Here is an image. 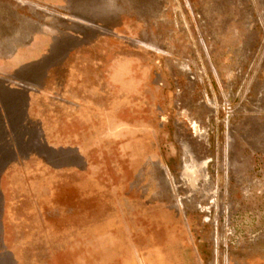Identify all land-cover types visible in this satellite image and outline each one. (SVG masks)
<instances>
[{"label":"rangeland","instance_id":"rangeland-1","mask_svg":"<svg viewBox=\"0 0 264 264\" xmlns=\"http://www.w3.org/2000/svg\"><path fill=\"white\" fill-rule=\"evenodd\" d=\"M4 83L0 264H264V0H0Z\"/></svg>","mask_w":264,"mask_h":264},{"label":"crops","instance_id":"crops-1","mask_svg":"<svg viewBox=\"0 0 264 264\" xmlns=\"http://www.w3.org/2000/svg\"><path fill=\"white\" fill-rule=\"evenodd\" d=\"M22 46L24 47L17 48L12 54L14 57L18 58V65L13 68L14 72L17 69L18 71L21 69L26 70V67H28L31 62L30 59L26 60L27 56L30 57L32 54L37 57L47 55L43 50L34 52L36 49L39 50L37 45L34 47L35 49L33 51L30 45ZM9 81L10 80L6 82ZM3 85L5 91H0V176L9 168L21 167L19 165L21 162L16 161V152L20 150L15 146V143L18 142L15 136H20L21 140H23L26 135H28V137L31 135L29 128L33 126L39 127L38 118L33 117L30 113V104H32V100H30L31 95L29 92L31 93L33 89L25 85H20L21 88H14L5 83ZM15 91H22L26 95H24V97H16L13 93ZM27 131L29 132L27 133Z\"/></svg>","mask_w":264,"mask_h":264}]
</instances>
